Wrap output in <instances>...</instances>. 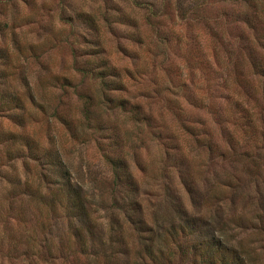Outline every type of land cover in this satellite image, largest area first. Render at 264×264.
<instances>
[{"label": "rangeland", "instance_id": "1", "mask_svg": "<svg viewBox=\"0 0 264 264\" xmlns=\"http://www.w3.org/2000/svg\"><path fill=\"white\" fill-rule=\"evenodd\" d=\"M237 253L264 264V0H0V264Z\"/></svg>", "mask_w": 264, "mask_h": 264}, {"label": "trees", "instance_id": "2", "mask_svg": "<svg viewBox=\"0 0 264 264\" xmlns=\"http://www.w3.org/2000/svg\"><path fill=\"white\" fill-rule=\"evenodd\" d=\"M153 240H151V241H149V242H147V243H144V250L145 251H147L149 254H152V253H154V251H153ZM210 245L212 246V247H215V249H216V251L218 250V249H220V248H222V247H224V249H226V248H229V247H226L225 245V243L224 242H220V241H212V242H210ZM216 258H217V256H212V258H211V260H216ZM219 258H221V259H219ZM219 258H217V259H219L220 260V262H222L223 264H241L242 262H243V255H241V254H233L232 256H230L229 258L228 257H226V256H224V254L223 255H221Z\"/></svg>", "mask_w": 264, "mask_h": 264}]
</instances>
